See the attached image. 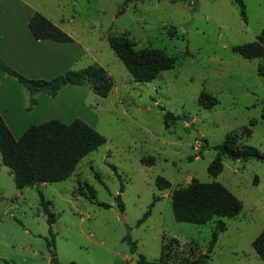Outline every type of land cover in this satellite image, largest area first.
I'll use <instances>...</instances> for the list:
<instances>
[{"label": "rangeland", "instance_id": "rangeland-1", "mask_svg": "<svg viewBox=\"0 0 264 264\" xmlns=\"http://www.w3.org/2000/svg\"><path fill=\"white\" fill-rule=\"evenodd\" d=\"M126 1L41 0L78 43L72 69L97 63L112 77L107 96L91 82L79 91L86 98L81 116L107 141L67 179L21 189L0 153V264H139V254L158 260L170 238L179 240L171 264H183L193 250L208 252L215 229V220L197 225L174 217L172 192L194 179L223 183L243 205L236 217H223L227 229L209 263L264 264L253 247L264 228V161L225 155L221 173L208 172L217 154L212 146L229 134H242L237 148L264 153V56L247 59L237 51L264 28V0H243L246 21L234 0H131L119 14ZM122 34L136 49L174 56V66L136 81L109 43V36ZM202 92L218 103H201ZM166 111L178 117L166 120ZM159 175L170 188L158 187ZM40 191L56 215L55 247L48 245Z\"/></svg>", "mask_w": 264, "mask_h": 264}, {"label": "trees", "instance_id": "trees-1", "mask_svg": "<svg viewBox=\"0 0 264 264\" xmlns=\"http://www.w3.org/2000/svg\"><path fill=\"white\" fill-rule=\"evenodd\" d=\"M130 1L127 0L125 2L124 7L118 12L119 14L125 11V7ZM234 1L240 6L242 16L246 21L244 1ZM29 25L36 39H51L58 42L74 40L68 32L41 12L36 11L31 16ZM109 43L136 81H151L157 78L160 72L172 68L175 63V57L168 55L162 49L150 47L136 49V43L124 34L109 36ZM237 51L247 59L263 57L264 28L256 41L238 46ZM0 69L9 76L16 78L27 89L30 95L27 109L33 108L38 103L36 95L39 92L55 96L59 89L66 84L84 86L91 82L94 92L103 97L109 94L114 85L112 77L107 73L106 69L97 63L80 70H69L51 79L29 78L9 66L1 57ZM259 71L264 75V65H260ZM199 101L203 104L205 102L208 103L209 107H213L218 103L216 97L210 96L206 92L201 93ZM177 117L170 111L165 112L166 120ZM254 122L252 120L251 124ZM250 131V128H246L245 135H248ZM241 137L242 134L235 132L233 136L227 135L222 143L212 146L217 151V154L208 167V172L211 176L217 177L221 173L224 167L223 157L225 155L234 157L240 155L241 159L245 161L253 159L264 161V153L256 147L244 144L242 148H237L236 142L241 140ZM106 141V137L101 132L81 118H75L69 123L60 119H51L32 124L19 138H16L0 114V153L2 163L9 168L15 185L19 189L25 186L67 179L84 156ZM205 143L206 146L209 145L206 140ZM97 176L100 178L99 174ZM156 183L160 188L171 187L170 180L161 175L156 178ZM86 186L92 194V198H95L93 187L89 184H86ZM122 191L123 186L121 187ZM40 197L41 205L48 215L50 225L51 237L48 240V245L55 247V235L52 225L56 221V215L50 209V200L46 199L41 191ZM117 199L122 207L121 194H118ZM171 201L173 214L177 221L200 225L215 220V229L212 232L208 252L193 250L191 251V256L187 257L183 262V264H210V254L218 241L219 234L227 229L223 217H236L243 207L241 200L219 181L202 182L194 179L189 185L174 189ZM101 204L106 207L109 206L106 203ZM149 214L150 209L146 212L143 219ZM178 246L179 240L170 238L164 242L161 256L158 260L151 261L144 255L139 254L138 263L171 264L177 255ZM253 247L259 258L264 262V228L253 240ZM70 264L79 263L71 262Z\"/></svg>", "mask_w": 264, "mask_h": 264}, {"label": "crops", "instance_id": "crops-1", "mask_svg": "<svg viewBox=\"0 0 264 264\" xmlns=\"http://www.w3.org/2000/svg\"><path fill=\"white\" fill-rule=\"evenodd\" d=\"M36 11L43 13L71 35L68 29L53 19V15H50L52 11L41 0H0L1 58L29 78L51 79L73 70L79 54L77 41L36 39L29 25ZM81 87L66 84L55 96L39 92L36 95L38 103L27 109L30 98L27 89L16 78L0 69V114L16 138L30 125L47 120L60 119L66 123L75 118L85 120L80 114L86 99L84 96L81 99L79 95Z\"/></svg>", "mask_w": 264, "mask_h": 264}, {"label": "water", "instance_id": "water-1", "mask_svg": "<svg viewBox=\"0 0 264 264\" xmlns=\"http://www.w3.org/2000/svg\"><path fill=\"white\" fill-rule=\"evenodd\" d=\"M236 157L241 159V156H240V155H238V156H236Z\"/></svg>", "mask_w": 264, "mask_h": 264}]
</instances>
